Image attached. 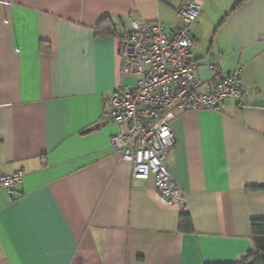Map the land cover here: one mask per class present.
<instances>
[{
  "label": "crops",
  "instance_id": "1",
  "mask_svg": "<svg viewBox=\"0 0 264 264\" xmlns=\"http://www.w3.org/2000/svg\"><path fill=\"white\" fill-rule=\"evenodd\" d=\"M186 0H0V264H209L253 251L264 218V0H193L202 90L242 67L243 102L175 111L166 164L186 208L161 203L111 146L110 98L131 20L179 25ZM102 21V22H101ZM99 28L107 27L102 34ZM187 212L191 230L180 229Z\"/></svg>",
  "mask_w": 264,
  "mask_h": 264
},
{
  "label": "built area",
  "instance_id": "2",
  "mask_svg": "<svg viewBox=\"0 0 264 264\" xmlns=\"http://www.w3.org/2000/svg\"><path fill=\"white\" fill-rule=\"evenodd\" d=\"M202 6L186 0L177 8L179 25L168 30L161 20H131L120 36V73L136 77L110 98L111 118L118 131L110 142L120 157L130 163L134 178L152 177L162 204L186 208L183 189L166 164L175 138L171 121L175 111L215 108L225 100L243 102L242 67L220 76L205 90L196 75L201 66L195 59V38L189 25ZM23 170L0 173V187L15 192Z\"/></svg>",
  "mask_w": 264,
  "mask_h": 264
},
{
  "label": "trees",
  "instance_id": "3",
  "mask_svg": "<svg viewBox=\"0 0 264 264\" xmlns=\"http://www.w3.org/2000/svg\"><path fill=\"white\" fill-rule=\"evenodd\" d=\"M243 0H237L233 7L238 6ZM102 22V21H101ZM98 25L97 33L102 34L106 31L107 27H100ZM180 229L185 231L191 230V221L187 212H182L179 217ZM250 228L253 237L254 248L253 251L247 256L243 257L240 261L234 262H217L209 264H264V218H255L250 221Z\"/></svg>",
  "mask_w": 264,
  "mask_h": 264
}]
</instances>
